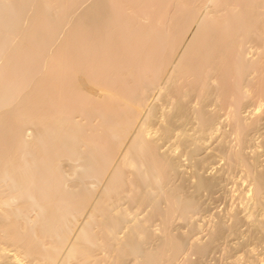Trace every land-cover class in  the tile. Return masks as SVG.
I'll return each mask as SVG.
<instances>
[{
    "label": "bare ground",
    "instance_id": "bare-ground-1",
    "mask_svg": "<svg viewBox=\"0 0 264 264\" xmlns=\"http://www.w3.org/2000/svg\"><path fill=\"white\" fill-rule=\"evenodd\" d=\"M212 256L264 264V0H0V264Z\"/></svg>",
    "mask_w": 264,
    "mask_h": 264
},
{
    "label": "rangeland",
    "instance_id": "rangeland-1",
    "mask_svg": "<svg viewBox=\"0 0 264 264\" xmlns=\"http://www.w3.org/2000/svg\"><path fill=\"white\" fill-rule=\"evenodd\" d=\"M207 203H208L209 205H208ZM217 204H218V206H220V207L223 206L221 202L216 203L215 201H213V200H211V199L208 200V201L206 202V205H207L209 208H210V207L212 208V207H214V206H217ZM213 256H215V255H213ZM213 256H212V258L209 257L210 259L208 258L207 260H208V261H211V262H212V261H213V262L215 261L214 263L212 262L213 264H220L218 260H214V259H213ZM217 256H219V255H217ZM194 258H195V257H194ZM217 259H218V258H217ZM217 261H218V262H217Z\"/></svg>",
    "mask_w": 264,
    "mask_h": 264
}]
</instances>
